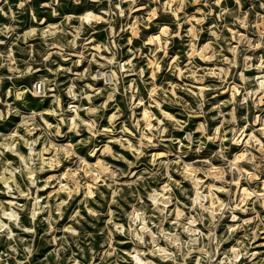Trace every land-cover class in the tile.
I'll return each mask as SVG.
<instances>
[{
  "label": "rangeland",
  "instance_id": "1",
  "mask_svg": "<svg viewBox=\"0 0 264 264\" xmlns=\"http://www.w3.org/2000/svg\"><path fill=\"white\" fill-rule=\"evenodd\" d=\"M0 264H264V0H0Z\"/></svg>",
  "mask_w": 264,
  "mask_h": 264
},
{
  "label": "bare ground",
  "instance_id": "2",
  "mask_svg": "<svg viewBox=\"0 0 264 264\" xmlns=\"http://www.w3.org/2000/svg\"><path fill=\"white\" fill-rule=\"evenodd\" d=\"M93 16V15H92ZM97 17V16H96ZM92 17L89 15V13H87V14H85V15H83L82 16V18L81 19H85V20H90ZM84 21V20H83ZM237 157H235L234 159H236ZM236 168L239 170V167L236 165ZM240 171V170H239ZM245 190V189H244ZM243 190V191H244ZM246 191V190H245ZM244 191V192H245ZM198 194V193H197Z\"/></svg>",
  "mask_w": 264,
  "mask_h": 264
},
{
  "label": "built area",
  "instance_id": "3",
  "mask_svg": "<svg viewBox=\"0 0 264 264\" xmlns=\"http://www.w3.org/2000/svg\"><path fill=\"white\" fill-rule=\"evenodd\" d=\"M39 88H40V84H39L38 82H35V83L33 84V89H34L35 91H37V90H39Z\"/></svg>",
  "mask_w": 264,
  "mask_h": 264
}]
</instances>
